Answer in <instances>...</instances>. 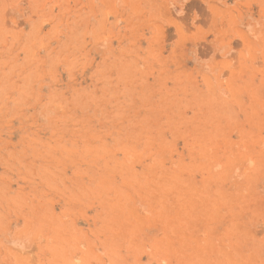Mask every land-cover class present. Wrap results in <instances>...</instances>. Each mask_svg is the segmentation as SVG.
I'll return each instance as SVG.
<instances>
[{
  "label": "rangeland",
  "instance_id": "rangeland-1",
  "mask_svg": "<svg viewBox=\"0 0 264 264\" xmlns=\"http://www.w3.org/2000/svg\"><path fill=\"white\" fill-rule=\"evenodd\" d=\"M0 264H264V0H0Z\"/></svg>",
  "mask_w": 264,
  "mask_h": 264
}]
</instances>
